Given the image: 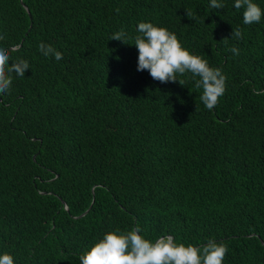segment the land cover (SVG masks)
Wrapping results in <instances>:
<instances>
[{
	"label": "trees",
	"instance_id": "obj_1",
	"mask_svg": "<svg viewBox=\"0 0 264 264\" xmlns=\"http://www.w3.org/2000/svg\"><path fill=\"white\" fill-rule=\"evenodd\" d=\"M221 2L0 0V47L30 64L0 95V255L80 264L103 234L138 224L150 240L223 243V264H264V17L245 25ZM140 22L222 70L213 110L190 74L182 86L137 70ZM121 29L128 44L110 40Z\"/></svg>",
	"mask_w": 264,
	"mask_h": 264
},
{
	"label": "clouds",
	"instance_id": "obj_2",
	"mask_svg": "<svg viewBox=\"0 0 264 264\" xmlns=\"http://www.w3.org/2000/svg\"><path fill=\"white\" fill-rule=\"evenodd\" d=\"M212 9H222L221 0H210ZM236 9H243V24L260 23L264 17L262 9L254 0H234ZM119 9H117V12ZM190 19L193 13L186 10ZM134 44L138 50V71L147 70L153 80L161 83L179 82L185 85L184 79H178L190 74L195 87L202 89L199 99L207 110H213L226 90V77L220 68L209 66L207 60L192 54L178 39L177 35L168 29L154 25L151 22H140L136 29ZM243 32L234 28L231 39L240 40ZM0 34V41L5 40ZM110 40L127 43V34L121 29L115 32ZM224 40H227L225 38ZM38 50L45 57H53L56 61L63 59V53L51 44L41 42ZM234 55H239L235 46L228 49ZM30 69L29 61L23 58L13 59L11 50L0 47V95L9 94L13 75L24 77ZM227 246L209 239L206 244L196 246L177 242L171 235L160 236L150 240L142 235L140 225L121 232L119 229L103 234L89 250L79 256L80 264H223L227 254ZM0 264H14V258L9 253L0 255Z\"/></svg>",
	"mask_w": 264,
	"mask_h": 264
},
{
	"label": "rangeland",
	"instance_id": "obj_3",
	"mask_svg": "<svg viewBox=\"0 0 264 264\" xmlns=\"http://www.w3.org/2000/svg\"><path fill=\"white\" fill-rule=\"evenodd\" d=\"M66 209H68V208L66 207Z\"/></svg>",
	"mask_w": 264,
	"mask_h": 264
}]
</instances>
